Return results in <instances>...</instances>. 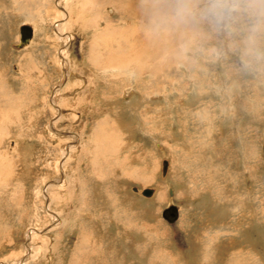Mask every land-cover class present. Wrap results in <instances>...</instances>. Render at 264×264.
I'll return each mask as SVG.
<instances>
[{
	"label": "rangeland",
	"instance_id": "1",
	"mask_svg": "<svg viewBox=\"0 0 264 264\" xmlns=\"http://www.w3.org/2000/svg\"><path fill=\"white\" fill-rule=\"evenodd\" d=\"M162 9L0 0V264H264L257 18ZM20 24L33 36L14 48Z\"/></svg>",
	"mask_w": 264,
	"mask_h": 264
},
{
	"label": "clouds",
	"instance_id": "2",
	"mask_svg": "<svg viewBox=\"0 0 264 264\" xmlns=\"http://www.w3.org/2000/svg\"><path fill=\"white\" fill-rule=\"evenodd\" d=\"M166 5V9L161 10L162 22H171L177 25L186 24L199 18H206L219 24L232 16L233 13L245 11L257 18V25L252 29V36H249L245 43L248 45L245 55L250 58L245 62V66H250V61H264V47L256 37V33L261 31L260 23L264 22V0H158ZM204 3V8L198 5ZM241 4L244 5L241 8Z\"/></svg>",
	"mask_w": 264,
	"mask_h": 264
},
{
	"label": "water",
	"instance_id": "3",
	"mask_svg": "<svg viewBox=\"0 0 264 264\" xmlns=\"http://www.w3.org/2000/svg\"><path fill=\"white\" fill-rule=\"evenodd\" d=\"M17 40L12 46L14 48H21L25 46L29 39L31 38V27L29 24H20L17 27ZM167 160L165 158H162L160 161V175L161 177L165 176L166 170H167ZM151 192L150 188H143L140 191L141 195L148 196ZM168 194H171V190L168 189ZM160 216L165 220L167 223H172L176 217H177V208L174 204L169 203L166 204L160 211Z\"/></svg>",
	"mask_w": 264,
	"mask_h": 264
},
{
	"label": "bare ground",
	"instance_id": "4",
	"mask_svg": "<svg viewBox=\"0 0 264 264\" xmlns=\"http://www.w3.org/2000/svg\"><path fill=\"white\" fill-rule=\"evenodd\" d=\"M30 27H31V38H32V36H33V27L30 25ZM31 38L29 39V42H30V40H31ZM28 42V43H29ZM146 188H150L151 189V192H150V194L148 195V196H144V195H141L140 194V191L142 190V189H139L138 187H132V190L135 192V193H137L138 195H141V196H143V197H145V198H151L153 195H154V193H155V188L154 187H146Z\"/></svg>",
	"mask_w": 264,
	"mask_h": 264
}]
</instances>
